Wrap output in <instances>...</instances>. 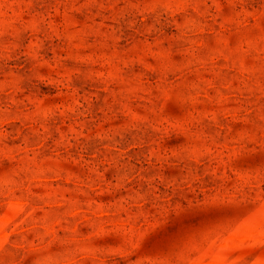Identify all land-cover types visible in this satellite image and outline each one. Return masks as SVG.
I'll list each match as a JSON object with an SVG mask.
<instances>
[{
  "label": "rangeland",
  "instance_id": "1",
  "mask_svg": "<svg viewBox=\"0 0 264 264\" xmlns=\"http://www.w3.org/2000/svg\"><path fill=\"white\" fill-rule=\"evenodd\" d=\"M0 264H264V0H0Z\"/></svg>",
  "mask_w": 264,
  "mask_h": 264
}]
</instances>
